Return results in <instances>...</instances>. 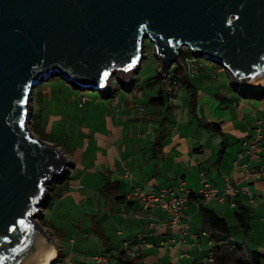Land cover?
Returning <instances> with one entry per match:
<instances>
[{
  "label": "water",
  "instance_id": "1",
  "mask_svg": "<svg viewBox=\"0 0 264 264\" xmlns=\"http://www.w3.org/2000/svg\"><path fill=\"white\" fill-rule=\"evenodd\" d=\"M146 39L161 77L187 48L236 87L264 86V0H0V264L49 252L33 217L47 184L70 170L58 146L27 129L34 87L59 77L103 92L137 69Z\"/></svg>",
  "mask_w": 264,
  "mask_h": 264
},
{
  "label": "crops",
  "instance_id": "2",
  "mask_svg": "<svg viewBox=\"0 0 264 264\" xmlns=\"http://www.w3.org/2000/svg\"><path fill=\"white\" fill-rule=\"evenodd\" d=\"M209 65L198 62L191 74H186L181 66L175 68V76L179 81L187 79L188 85L180 84L172 99L165 94L170 101V115L174 114L166 123L167 129L154 118L135 117L146 110L145 104L135 105L127 101L126 96L112 94L111 104L103 103L101 132L91 133L88 128L90 139L83 138L82 144L77 143L73 149L59 144L75 157L70 158L73 166L69 171L74 172V177L67 176L60 184H66L60 195L55 194L54 188L49 192L50 200L46 206L50 207L51 218L54 216L56 222L61 223L69 217L70 205L90 203L84 213L87 227L83 234L90 247L76 251L77 261H68V247L72 243L75 247L76 240L66 239L65 233L63 236L58 234L59 248L54 247L55 257L57 251L59 257L52 264H96L93 256L98 253L109 257L108 263L103 264H115L117 248H121L122 241H132L138 233L144 234V241L134 258L127 256L130 264L202 263V257L210 248L215 251L212 264L245 260L249 251L260 253V264H264V175L250 180L233 169L237 160L238 165L244 164L264 173V152H254L251 157L246 153L254 142L256 127L261 135L258 144H264V96H259L258 92L264 86L239 91L230 78H221L223 68L213 69ZM156 67L159 69L158 59ZM214 76L219 77L220 83H216ZM192 92L195 93L193 97ZM178 95L180 99L175 105ZM57 117L53 116V119ZM56 122L48 115V126ZM240 151L244 154L237 158ZM83 156L89 160L87 165L82 163ZM200 171L207 174L212 186L222 188L224 179L230 177L235 187L224 202L213 200L202 205L224 218L229 226L226 238L220 230L210 226L193 198L183 209L182 221L172 226L164 209L144 210L138 202L125 197L134 186L150 192L174 187L180 182L195 193ZM102 182L108 184L106 191L100 190ZM247 190L251 192L250 196ZM119 196L123 198L118 199ZM241 209L248 215L243 226L236 217V212ZM150 221L159 224V228L147 227ZM184 223L187 225L185 231ZM74 227L73 236L81 235V225ZM200 230L208 235L193 239L190 234Z\"/></svg>",
  "mask_w": 264,
  "mask_h": 264
},
{
  "label": "rangeland",
  "instance_id": "3",
  "mask_svg": "<svg viewBox=\"0 0 264 264\" xmlns=\"http://www.w3.org/2000/svg\"><path fill=\"white\" fill-rule=\"evenodd\" d=\"M142 51L143 59L135 71H132L129 74L115 73L112 76L110 83V86L112 85V87L110 90L108 89L109 92L108 90H104L105 93L97 90H80L74 88L71 83H68L59 77H52L47 81L37 84L32 91V98L29 105L31 114L30 121L27 123V129L30 131V134L35 138L50 143L51 145L58 146L60 149L59 151L69 158V169H71L73 166V161L71 159L75 157H73L72 154L69 155L66 149L63 150L59 144L65 145L67 148L72 147L73 149L77 143L82 144L83 138L87 137V139H90L89 135H91L93 131L96 130L101 132L103 130L101 124L103 103L108 102L111 104L112 94L123 97L126 96L127 101L132 102L135 105L145 104L146 110L140 115L136 114L135 117L144 116L147 118H154V120L156 119L157 124L161 123L160 126L167 129L166 123L174 116V114L172 116L170 115V101L167 99L164 92L162 94V97L164 98L162 104L150 101L151 97H155L158 94L157 91L160 89L161 83H148L150 78L155 77L158 74V68L156 67L157 58L154 54L152 43L148 39L145 40L144 49ZM182 54L183 57L186 55L195 60L194 56L187 48L183 49ZM201 61L206 62L207 64L210 63L209 66H212L213 69H219L218 67H220L203 58H201ZM174 65L175 64H173V66ZM222 71L223 72L220 74L221 78L227 80L228 77L229 79L228 73L224 69H222ZM213 79L216 83H220L218 76H214ZM236 89L239 91L243 90L238 86ZM142 91L145 94L142 95ZM180 95H178L177 102L174 103L175 105L179 102ZM236 96L240 99L237 94ZM262 102H264V99H262ZM127 112L129 111H125L126 116H128ZM48 115L51 116L52 121L56 120L58 123L56 122L55 124L48 126ZM53 116L58 117L57 119H53ZM176 118H178V116ZM88 128L91 129V133L89 134ZM145 134L146 136H150V133ZM82 160L84 162H81L84 165H87L89 160L85 156H83ZM66 174L67 176L74 177L73 171L67 172ZM56 182L52 181L47 184V199L45 202H41L39 212L33 217V220L40 222L41 225L47 226L44 230L46 234H48L49 240L52 242L51 244H53V246L56 245L59 248L60 240H58V234H60V236H63L62 233L67 234L66 239L74 238L76 240L75 247L73 243L71 244V247L69 245V251L67 250V260L75 262L77 261V258L74 256L76 251L87 250L90 247L89 240L83 235L85 227H87L86 216H84L86 214L84 213H87L90 203L81 202V204L76 206L70 205V209L68 210L69 217L63 219L61 223H57L54 216L51 218L49 205L46 206L50 200L49 192H51L54 186H56ZM85 191L86 189H83V192ZM229 221L231 224V220ZM75 224L78 226L81 225V235L73 236ZM48 225L51 226L52 230H50ZM234 232L235 229H233V233ZM54 264L66 263L55 262Z\"/></svg>",
  "mask_w": 264,
  "mask_h": 264
},
{
  "label": "built area",
  "instance_id": "4",
  "mask_svg": "<svg viewBox=\"0 0 264 264\" xmlns=\"http://www.w3.org/2000/svg\"><path fill=\"white\" fill-rule=\"evenodd\" d=\"M194 59H191L190 57H179L178 63H173L170 66L167 74L162 77L161 79V88L163 91H165V94L167 95L168 99H172L175 95L176 89L180 85V81L175 76V68L176 67H182L184 72L186 74H191L195 67L197 66L198 62H201L200 57H194ZM199 58V60H198ZM173 66V67H172ZM259 127H256L255 129V135H254V142L250 145V148L246 151L247 154L250 155L252 153H259L264 152V144L259 145L258 141L261 137L259 133ZM244 152L240 151L237 154V158L243 156ZM234 171H239L241 174H243L245 179H258L261 176L264 175V173L259 169H249L246 165H238L237 160L234 161L233 166ZM198 184L199 187L196 190L195 193H192L191 190L188 188H185V185L183 182L178 183L174 187L169 188H157L155 190H152L150 192H146L144 189L139 187H132L130 191L126 194V199L129 201H135L138 202L142 209L149 210L153 208H162L165 210L167 217H168V223L170 225L178 224L182 221L183 218V209L185 208L186 204L190 201V196H194L195 203L200 206L207 202L217 200L220 203L224 202L226 197H230L232 195V192L235 191V187L232 184V180L230 177H226L224 179V185L222 188H218L217 186H212L210 183V180L207 176V174L204 171H200L198 174ZM247 194L250 196L251 192L247 190ZM231 205L233 206L234 203L231 202ZM165 224V223H163ZM147 227L150 229H158L159 224H156L155 222L150 221L147 224ZM187 229L186 223L183 224V230L185 231ZM191 237L193 239H196L199 237V235H208V232L204 230H200V232H192ZM144 241V234L138 233L133 239L131 240H124L122 241L121 248L125 251L127 256H130L131 258H134L140 247L142 246ZM214 249L210 248L208 252L202 257L201 262L204 263H213L215 260L214 257ZM93 259L96 264H103L108 263V255L104 253H98L93 256Z\"/></svg>",
  "mask_w": 264,
  "mask_h": 264
},
{
  "label": "trees",
  "instance_id": "5",
  "mask_svg": "<svg viewBox=\"0 0 264 264\" xmlns=\"http://www.w3.org/2000/svg\"><path fill=\"white\" fill-rule=\"evenodd\" d=\"M180 57L183 58L182 53H181ZM161 79H162V77L158 73L155 77L150 78L148 80V83L149 84H153V82L154 83H157V82L161 83ZM180 84L188 85L187 79L181 78ZM111 87H112V85L110 86V88L108 87L106 90H108V89L110 90ZM263 89L264 88H260L258 90V92L260 93L259 96H264V95H262L264 92ZM109 90H108V92H109ZM103 92L105 93V91H103ZM157 92H158V94L155 97H151L150 101H154V102L162 104L163 100H164V98L162 97V94L165 91H163V89L160 88V89H158ZM194 94L195 93L192 92L191 96L193 97ZM191 101H192L191 105L193 106L194 99L192 98ZM66 178H68L67 174H64L63 176L60 177L59 181L56 182V186H54L56 195H60V193L63 192V190L66 188V184L60 185L61 183H63L65 181ZM107 186H108L107 182H104V184L102 185L100 190L106 191ZM122 198H123V196L118 197V199H122ZM191 198L196 199L194 196H190V199ZM200 207H201V210L204 212V215H206V217L208 218L210 226L212 228L220 230L223 233L224 238H226L229 234V228H228L229 226L226 223V221L224 220V218L219 216L215 212H213V210H211V209H207V208L203 207L202 205H200ZM236 217H237L238 221H240L241 226H243L247 222L248 215H247V212L245 210L241 209L238 212H236ZM117 254H118V258H117L118 260L116 261L115 264H130L131 263L130 260L127 258L125 251L122 248H117ZM247 255H248L247 259L236 260L233 264H260V261L262 258V255L260 253H258V252L256 253V251H249ZM58 257H59V251H57L56 257L54 258V260L51 261L50 264H52L53 261H55ZM194 264H203V263H194ZM204 264H212V263H204Z\"/></svg>",
  "mask_w": 264,
  "mask_h": 264
},
{
  "label": "bare ground",
  "instance_id": "6",
  "mask_svg": "<svg viewBox=\"0 0 264 264\" xmlns=\"http://www.w3.org/2000/svg\"><path fill=\"white\" fill-rule=\"evenodd\" d=\"M51 243H52L51 241H49L48 243L51 245L49 252L37 264H50L51 261L55 258V253H56L55 247Z\"/></svg>",
  "mask_w": 264,
  "mask_h": 264
},
{
  "label": "snow or ice",
  "instance_id": "7",
  "mask_svg": "<svg viewBox=\"0 0 264 264\" xmlns=\"http://www.w3.org/2000/svg\"><path fill=\"white\" fill-rule=\"evenodd\" d=\"M134 63V62H133ZM105 76H107V73L104 74Z\"/></svg>",
  "mask_w": 264,
  "mask_h": 264
}]
</instances>
